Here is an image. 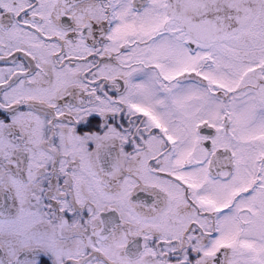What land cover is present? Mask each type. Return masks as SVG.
Instances as JSON below:
<instances>
[{
	"label": "snow or ice",
	"instance_id": "6c2138e0",
	"mask_svg": "<svg viewBox=\"0 0 264 264\" xmlns=\"http://www.w3.org/2000/svg\"><path fill=\"white\" fill-rule=\"evenodd\" d=\"M0 264H264V0H0Z\"/></svg>",
	"mask_w": 264,
	"mask_h": 264
}]
</instances>
